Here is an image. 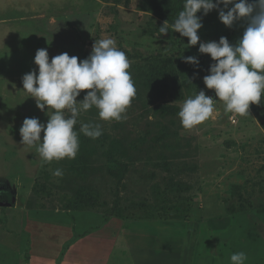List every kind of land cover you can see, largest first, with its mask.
<instances>
[{"label": "rangeland", "instance_id": "374dc122", "mask_svg": "<svg viewBox=\"0 0 264 264\" xmlns=\"http://www.w3.org/2000/svg\"><path fill=\"white\" fill-rule=\"evenodd\" d=\"M147 2L0 0V264H231L241 251L245 264H264V96L249 115L225 112L203 82L214 61L199 42L162 34ZM200 18V42L235 44L247 26L226 27L215 9ZM107 37L131 61L126 118L81 112L76 131L95 123L103 134L79 133L74 159L43 161L21 142L25 118L49 119L23 76L38 74V49L83 60ZM201 90L216 110L186 129L178 112Z\"/></svg>", "mask_w": 264, "mask_h": 264}, {"label": "clouds", "instance_id": "9594fccd", "mask_svg": "<svg viewBox=\"0 0 264 264\" xmlns=\"http://www.w3.org/2000/svg\"><path fill=\"white\" fill-rule=\"evenodd\" d=\"M214 9L218 10L219 20L226 27L247 21L237 43L232 44L223 36L218 42H200L198 31L203 24L197 13L202 10L206 16ZM171 29L187 37L189 47L199 42V53L209 55L214 61L203 82L207 89L214 90L218 101L224 103L225 112L249 115L250 105L261 103L264 96V0H184L183 10ZM159 31L169 32L167 21ZM184 62L199 64L194 56L184 58ZM34 64L38 66V74L36 71L25 74L23 89L36 99L40 111L47 107L49 119L44 124L37 118H25L20 135L22 144L35 146L45 162L74 159L80 147L79 133L92 139L103 134L101 125L95 123H81L78 133L75 126L81 112L95 108L101 120L120 121L126 118L124 114L136 96L129 71L131 61L111 37L95 40L91 54L83 60L65 52L50 61L47 49H38ZM84 91L83 100L77 102ZM216 102L203 90L187 98L178 112L182 127L191 129L206 121L216 110ZM52 175L62 177L63 171L55 169ZM246 260L247 254L242 251L230 256L231 264H245Z\"/></svg>", "mask_w": 264, "mask_h": 264}, {"label": "trees", "instance_id": "16d2710c", "mask_svg": "<svg viewBox=\"0 0 264 264\" xmlns=\"http://www.w3.org/2000/svg\"><path fill=\"white\" fill-rule=\"evenodd\" d=\"M183 6H184V0H148L147 2V8L151 13L156 15L158 18H160L164 22L165 21L168 22V25H169L168 34H170V36L177 34V32H174L171 29V25L174 23L175 19L178 17L179 12L183 10ZM200 15H201V12H198L197 16L200 17ZM150 76H153V74H151ZM150 76L148 77L147 83L151 85L152 87H155L157 85L156 83L157 81L154 80V78L153 80L150 79ZM75 130H78L77 126H75ZM233 209H234L233 207H230L227 209V211H229L230 213H233L234 212Z\"/></svg>", "mask_w": 264, "mask_h": 264}, {"label": "water", "instance_id": "95a60500", "mask_svg": "<svg viewBox=\"0 0 264 264\" xmlns=\"http://www.w3.org/2000/svg\"><path fill=\"white\" fill-rule=\"evenodd\" d=\"M0 206H8V204L7 203H5V202H0Z\"/></svg>", "mask_w": 264, "mask_h": 264}]
</instances>
